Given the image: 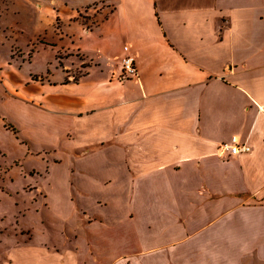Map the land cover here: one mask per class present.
Returning a JSON list of instances; mask_svg holds the SVG:
<instances>
[{
	"label": "crops",
	"instance_id": "obj_1",
	"mask_svg": "<svg viewBox=\"0 0 264 264\" xmlns=\"http://www.w3.org/2000/svg\"><path fill=\"white\" fill-rule=\"evenodd\" d=\"M80 31L82 76L12 97L50 135L66 245L4 264H264V0H101ZM125 48L138 75L118 81ZM233 137L251 151L222 156Z\"/></svg>",
	"mask_w": 264,
	"mask_h": 264
},
{
	"label": "rangeland",
	"instance_id": "obj_2",
	"mask_svg": "<svg viewBox=\"0 0 264 264\" xmlns=\"http://www.w3.org/2000/svg\"><path fill=\"white\" fill-rule=\"evenodd\" d=\"M99 1L0 0V264L9 248L66 245L64 221L46 207L40 190L53 161L50 135H36L31 122L37 112H23L12 97L18 83L40 75L50 79L67 71L74 80L86 72L64 69L65 60L71 57L72 42V56L83 58L79 39L73 37L80 28L95 27ZM56 147L64 152L60 142Z\"/></svg>",
	"mask_w": 264,
	"mask_h": 264
},
{
	"label": "built area",
	"instance_id": "obj_3",
	"mask_svg": "<svg viewBox=\"0 0 264 264\" xmlns=\"http://www.w3.org/2000/svg\"><path fill=\"white\" fill-rule=\"evenodd\" d=\"M124 50L126 56L121 60L120 71L117 76L118 81H126L138 75L134 58L129 54L128 48H125ZM219 151L222 156L226 154L236 156L240 154H248L251 151V147L246 143H242L239 138L233 137L230 142L223 144Z\"/></svg>",
	"mask_w": 264,
	"mask_h": 264
},
{
	"label": "trees",
	"instance_id": "obj_4",
	"mask_svg": "<svg viewBox=\"0 0 264 264\" xmlns=\"http://www.w3.org/2000/svg\"><path fill=\"white\" fill-rule=\"evenodd\" d=\"M68 80V79H67ZM77 79H74V81H76Z\"/></svg>",
	"mask_w": 264,
	"mask_h": 264
}]
</instances>
